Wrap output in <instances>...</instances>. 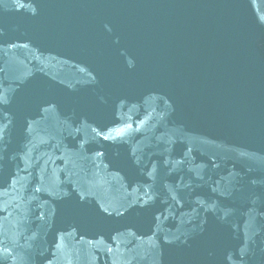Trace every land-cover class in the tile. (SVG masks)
I'll return each mask as SVG.
<instances>
[{
    "label": "water",
    "instance_id": "1",
    "mask_svg": "<svg viewBox=\"0 0 264 264\" xmlns=\"http://www.w3.org/2000/svg\"><path fill=\"white\" fill-rule=\"evenodd\" d=\"M0 264H264V0H0Z\"/></svg>",
    "mask_w": 264,
    "mask_h": 264
}]
</instances>
